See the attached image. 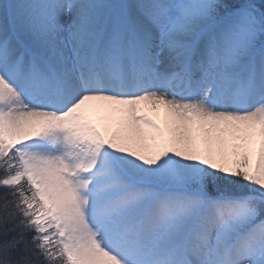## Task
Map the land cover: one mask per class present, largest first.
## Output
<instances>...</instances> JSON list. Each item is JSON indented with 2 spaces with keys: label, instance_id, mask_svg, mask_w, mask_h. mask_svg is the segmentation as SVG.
I'll use <instances>...</instances> for the list:
<instances>
[{
  "label": "snow or ice",
  "instance_id": "snow-or-ice-1",
  "mask_svg": "<svg viewBox=\"0 0 264 264\" xmlns=\"http://www.w3.org/2000/svg\"><path fill=\"white\" fill-rule=\"evenodd\" d=\"M0 264H264V0H0Z\"/></svg>",
  "mask_w": 264,
  "mask_h": 264
}]
</instances>
